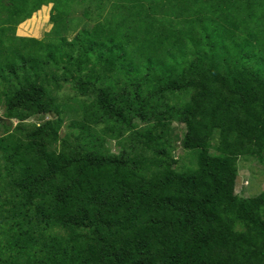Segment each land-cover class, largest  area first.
<instances>
[{
  "label": "trees",
  "instance_id": "trees-1",
  "mask_svg": "<svg viewBox=\"0 0 264 264\" xmlns=\"http://www.w3.org/2000/svg\"><path fill=\"white\" fill-rule=\"evenodd\" d=\"M0 109V264H264V0H0Z\"/></svg>",
  "mask_w": 264,
  "mask_h": 264
},
{
  "label": "rangeland",
  "instance_id": "rangeland-1",
  "mask_svg": "<svg viewBox=\"0 0 264 264\" xmlns=\"http://www.w3.org/2000/svg\"><path fill=\"white\" fill-rule=\"evenodd\" d=\"M52 5L43 7L40 11L33 14V16L20 24L16 29V35L19 37H31L39 40H53L57 37L52 34L53 24L50 22V14H51ZM91 20H86L82 17V9L78 8L75 10V13L68 20L70 22V33H68L67 37L69 40H72L77 34L78 31L83 29L84 27H90L94 23V19L96 18V13H93L90 17ZM81 21V25H77ZM70 88L67 87L65 91L69 94ZM3 114V110L0 109V115ZM51 117L38 118L30 121L31 124H40L44 120H48ZM69 121L67 120V123ZM16 123H14V126ZM173 130H175L178 135H183L185 129L180 124H174ZM64 133V131H63ZM181 140V139H180ZM180 140L176 142V156H181L188 162V157L186 156V151L181 149ZM112 153L118 152V147L112 143L110 146ZM242 168L239 171V176L236 182V193L243 197H255L261 192H264V165L260 164L258 161L250 160L249 163L241 161ZM252 184V186H251ZM258 186V187H257ZM257 188V192L255 193V189ZM254 189V191H253Z\"/></svg>",
  "mask_w": 264,
  "mask_h": 264
}]
</instances>
